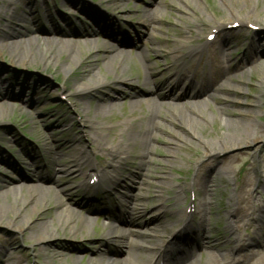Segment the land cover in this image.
I'll list each match as a JSON object with an SVG mask.
<instances>
[{"label": "bare ground", "instance_id": "bare-ground-1", "mask_svg": "<svg viewBox=\"0 0 264 264\" xmlns=\"http://www.w3.org/2000/svg\"><path fill=\"white\" fill-rule=\"evenodd\" d=\"M54 1L55 3L57 2L56 0ZM125 1L105 0L102 5H107L111 14H120L121 12L124 13L122 9ZM177 1L183 3L185 0ZM222 1L227 4L230 10L236 9V11L234 13L230 12V15L219 14L218 21H214L212 25L199 18V23L187 25L186 31L175 32V36L182 39L181 41L173 40L169 38V35L163 40L159 36L154 35L153 33L157 30L155 25L159 21L152 11H147L140 22L144 26L149 40L151 39L153 47L139 51V55L144 59V74L142 76L139 75L140 72L138 73L135 67L133 74L125 75L121 73L123 68L130 64V55L121 49L125 45L126 39L121 38L118 45H109L105 41L100 46V39L97 35L107 34L108 36L111 34L110 37L112 38L114 34L116 39V34L121 37L122 34L118 31L116 22L111 20L110 16L104 18L97 10V7L88 8L89 11L81 15L86 17L88 21H85L86 23L83 22L85 24L76 25V30H71V26L66 23L67 28L61 26V17L56 11L54 14L49 12V15L45 13L48 16L49 27L46 26V19L40 14L41 12H38L36 17L32 18H36V22H30L26 15L33 10L28 7L23 11L20 8H16V13L18 11L17 14L19 15H16V13L8 15L6 13L10 11V4H12L8 3L6 5L7 10L0 12V53L6 51L9 57L13 59L11 62L14 65H16L15 59L21 61V64H27L31 63L28 61L29 59L34 61L39 56L37 60H41L45 64H52L54 68L59 67L65 75L75 74L76 76L72 77L73 79H64L61 88L72 100L74 108L83 114L86 113L83 112L82 101L90 99V97L96 100L94 101L96 103L94 109L95 118L107 113L110 114L116 108L117 103L120 100H124L123 103L129 107L130 115L133 116L131 118L124 116V122L121 124L122 129L119 130L118 135L121 139L120 141L126 143L128 148H131V146L138 147V150L134 153L126 149L122 150V144L120 143L116 146L105 148L103 135H112L113 138L116 128L93 126L87 124L88 121L82 120L81 124L84 125L86 131L93 135L90 137V142H88L92 146L89 152L78 148L77 139H68L65 142L57 141L50 145L48 149L47 147L43 148L45 152L44 158L37 154L31 156L32 164L28 165V168H33L34 162H39V159L43 160L42 167L44 168V171L41 172L37 169L36 171L27 169L32 174L30 175L32 180H30L34 184H21L19 183L21 179L16 177L11 180H5L3 174H0V191L3 192L2 197L4 200L9 197L11 199L10 202H12L11 205H18L16 210L23 213L28 212L26 205L30 206L33 211L42 212L41 217L30 219L28 216L25 218L19 216L17 211H14L12 217L9 218L10 224L12 223L19 230L24 228V237L36 244V248L32 250L35 252L34 257H38V253L42 251L47 252L48 242L50 244L58 236V233H66L69 236H73L77 232L86 231L85 226L92 212L87 211L82 205L83 203L89 204V202L83 199L82 202H75L72 199V190L68 189L69 191L66 193L60 188L61 185L68 183L73 178V174L81 175L85 181L95 178L96 184L94 186H97L109 180L111 174L126 163L136 166L139 170L148 168L149 164L159 166L160 163H166L159 162V160L153 158V155H155L154 144L158 141V134L161 132L172 136L171 133L173 132L168 125H173L178 129H183L187 135L195 137L194 127L202 130L203 125L209 122L202 110L203 106L208 108L207 99L209 98L212 100L216 99L218 115L221 121L225 115L231 117L235 113L240 116L245 115L238 111L229 110L231 111L229 112L227 110L231 105L235 104L233 97L241 94L229 86L232 83H241L235 72L243 73L248 67H252L251 70L256 67L255 70L248 72L249 75L260 69L264 73V66L261 65L262 58L264 59V42L248 40L250 43L244 54L234 60L233 63H227V49L230 46H226L223 41L220 42L216 37L232 27L244 29L243 27L246 28L248 26L260 29L261 27L259 26L264 27V25L256 24L257 20L250 21L249 10L247 9L250 5H246L247 11L240 13L242 7L238 3L239 0ZM254 1L257 3L264 0ZM159 2L161 4L163 0H159ZM247 2L248 0H243V6L245 3L248 4ZM168 5L175 7L176 10L180 8L174 2H170ZM58 7H61L72 19L79 18L78 14L81 12L79 5L77 6L78 8H74V6L63 0V2H59ZM254 10L257 15H263L264 18V6L262 8L257 6ZM92 20L95 22L93 23L94 26L91 25ZM15 22L18 24L24 23V28L18 30L19 27ZM2 23L6 24L5 27L1 25ZM73 23L70 21L69 25ZM204 29L209 31L205 34L203 32ZM110 31L113 32L110 33ZM246 33L248 36L251 34L249 31ZM212 35L214 37L210 39L209 37ZM57 37L64 38V40L58 42V45L55 40ZM241 38L245 41L244 37ZM66 40H69V42ZM81 40H86V42ZM79 45L83 46L86 54L84 61L80 60L77 55ZM136 45L135 43V47H137ZM63 55L66 58L61 61V56ZM157 57H162L164 64L154 69L151 61L153 59L157 61ZM203 60L210 63V65H214V67H210V70H207V68L200 66ZM101 65L103 69L100 68ZM191 66L193 68L189 69ZM94 70L97 72L96 75L98 77L93 75ZM106 73H112L110 78ZM0 81H2L0 82V90L9 91V89L4 88L2 78ZM182 83L185 84L184 87H182ZM23 87L20 85L19 89H17L20 95L18 97L26 105H35L42 92L38 89L31 90L28 87ZM102 89L106 90L101 91ZM17 95L15 96L14 92L11 91L6 92L3 96L1 95L0 120L9 113L7 102L11 101V99H18ZM232 95L233 97H231ZM141 103L145 105L146 110L144 112L139 111L134 116L135 108ZM162 109L165 111H161ZM228 121L229 119H226L223 122L224 125H228L226 127H228L230 132L228 133L229 136L226 137L224 135L221 139L226 146L234 147L244 141H255L262 135L258 130L252 131L249 125ZM61 122L64 123V120H61ZM33 125L35 127L38 123L35 121ZM61 134L65 135V133ZM174 137H177V142L185 143V140H180L182 137L177 136V134H174ZM0 141L5 142V136H1ZM163 141L171 147V149L168 148L167 150V156L174 154L172 147H180L179 143H173L168 140ZM208 153L209 150H206L204 154ZM98 154H101V156ZM102 154L105 157H110V160H106ZM91 156L99 163L93 164L90 160ZM194 165H197L196 171L198 173L202 162L198 159ZM7 167L13 168L15 166L9 164ZM84 168H88V171H84ZM60 174L61 177L59 176ZM154 177V179H159L155 175ZM132 178L135 179L134 177ZM127 179L129 180V176ZM160 179L167 180V177L163 176ZM41 183H49V185L43 187ZM177 183L179 185L175 188V206L182 203L184 192L187 189L205 185L204 177L197 174L190 183H183L182 181ZM260 185L264 190V182L260 183ZM155 187L163 190L165 187L167 189L168 185L158 182ZM246 188L247 186L245 185L238 190V200L233 203L232 209L226 214L228 217L225 220L223 218V230L227 231L231 237L229 242L231 246L226 249V254L221 253V245L210 241L211 218L208 216L210 211L207 197L208 191H204V197L199 200L196 210L189 212L185 209L178 210V215L176 216L177 224L182 222V230L187 229V232L196 238L197 244L191 242L193 246L198 245L205 250H209V252H205L209 262L214 264H239L233 253L241 251L248 245L259 246L264 244V203L261 205L255 198L247 197ZM255 193L257 194L258 192ZM18 195L20 200L17 199ZM64 196L67 199L65 201L62 199ZM124 201H121L125 212L124 215L129 218L130 213L136 208L137 195L126 198ZM50 204L52 206H49ZM6 209L7 207L0 206V219L2 220L7 218ZM76 209L86 211V214L81 215ZM254 216H257L260 224L253 231L251 237L243 238L239 235L238 229L242 223H245L246 220H252ZM245 226L251 228V223H246ZM155 230L154 226L150 232L146 233L148 235L144 236L150 244L149 247H143L139 238V243H127L128 236L132 237L134 232L132 230V232L129 231L130 235L126 233L120 235L122 240L120 251L125 253L126 250L136 247L142 251L137 259H130V256L120 259L117 252L98 250L93 258L88 259L87 264H160L161 262L162 264H185L191 260L190 257L192 256L183 255L180 252L174 254L167 252L162 247V244L157 243V238L153 236ZM170 233L172 232L170 231ZM106 235L107 238H110L109 232ZM174 242V240H170L168 244ZM1 253L4 254L0 260L1 264L6 262L19 264L12 254L9 255L7 247L3 246ZM45 256L49 263L54 264L53 260L62 257V254L49 253L45 254ZM189 264H192V262ZM261 264H264V260H262Z\"/></svg>", "mask_w": 264, "mask_h": 264}, {"label": "rangeland", "instance_id": "rangeland-1", "mask_svg": "<svg viewBox=\"0 0 264 264\" xmlns=\"http://www.w3.org/2000/svg\"><path fill=\"white\" fill-rule=\"evenodd\" d=\"M56 1L55 3L54 0H0V12L7 10L6 5L8 3H12L10 4V11L6 13L8 15L16 13V8H20L23 11L28 7L33 10L26 15L30 22H36V18H32L36 17L38 12H41L40 14L46 19V26L49 27L48 16L45 13L49 15V12L54 14L56 11L61 17V26L67 28L70 21L74 22L73 24L75 25L85 24V21L88 20L81 15L86 14L89 11V7L95 6L104 18L110 16V19L116 22L119 30L124 29L123 31H125V39L127 41L121 49L130 55V64L124 67L121 73L125 75L133 74L135 67L141 76L144 74V59L139 55V51L153 47L151 39L149 40L145 28L140 22L147 11H152L159 21L155 25L157 30L153 34L159 36L162 40L169 35V38L177 41L182 39L176 37L175 32L186 31V26L199 23V18L212 25L214 21H218L219 14L230 15V12L234 13L236 11V9L230 10L222 0H185L183 3L177 0H163L161 4L159 0H126L122 9L124 13L111 14L107 5H102L105 0H65L74 8H78L77 6L79 5L81 11L78 14L79 18L72 19L61 7H58L59 2L61 3L63 0ZM170 2L178 5L180 7L179 10L169 6L168 3ZM238 3L242 7L240 13L248 9L250 21L257 20L256 24L264 25L263 15H257L254 10L257 6L262 8L264 1L256 3L254 0H248V4L245 3L244 6L243 0H239ZM246 5H250V7L247 8ZM17 13L16 15H19ZM16 24L19 27L18 30L24 28V23ZM1 25L5 27L6 24L2 23ZM259 27L261 28L246 26V28L243 27L244 29H237L232 27L217 35V40L223 41L226 46H230L227 49L229 54L226 57L227 63H233L234 60L244 54L250 43L248 40L264 42V27ZM246 30L251 33L250 36H248ZM208 31V29L203 30L205 34ZM241 37H244L245 41ZM106 41V44H115L110 40ZM135 43L137 47H135ZM101 44L104 43L100 40V46ZM79 49L77 55L80 60L84 61L86 54L83 46H80ZM37 57L39 59V56ZM65 58V55L61 56V61ZM157 58V61L154 59L151 61L154 69L164 64L162 57ZM37 59L34 61L29 59L28 61L31 63L27 64H21V61L15 59L16 65H14L11 62L13 59L9 57L6 51L0 53V79L2 78L4 81V88L14 92L15 96L19 93L17 89H19L20 85L24 86L23 88L38 89L42 92L35 105L29 106L23 103L18 97L20 96L19 94L17 95L18 99H11V101L7 102L9 113L0 120V137L5 136L6 138L5 142L0 141V174H3L5 180H11L16 177L21 179L19 182L21 184H34L31 181L30 175L32 174L30 171H36L37 169L41 172L44 171V168L42 167V159H39V162H34L33 168H28V165L32 164L31 156L37 154L44 158L45 152L43 148L47 147L48 149L50 145L57 141L65 142L68 139H77L78 148L89 152L92 146L88 142H90V137L93 135L86 131L84 125L81 124L82 120L88 121L87 124L93 126L116 128L113 138L112 135H103L105 148H110L120 143L122 144V150L126 149L133 153L138 150V147L135 146L128 148L126 143L120 141L121 139L118 135L119 130L122 129L121 124L124 122V116L126 118L133 116L130 115L129 107L123 103L124 100H120L110 114L107 113L95 118L94 109L96 103L94 101L96 100L90 97V99L82 101L81 105L83 112L86 114L78 112L74 108L68 94L62 91L61 88L64 79L70 80L76 75H65L59 67L54 68V65L42 63L41 60ZM261 65L264 66L263 58ZM200 66L207 68V70H210V67H214V65H210L205 60L201 61ZM100 68L103 69L102 65ZM192 68L193 66L189 69ZM251 68L248 67L243 73L235 72L241 83H232L229 86L241 94L234 97L233 95L231 96L235 104L231 105L227 110L238 111L245 115L240 116L237 113L232 114V117L225 115L221 121L218 115L216 99L212 100L209 98L207 99L208 108L202 107L203 113L209 122L203 125L202 130L194 127L195 137L187 135L183 129L168 125L173 132L171 133L173 137L160 132L158 141L154 144L155 155H153V158L159 160V162L166 163H160L159 166L149 164L148 168H142L141 170L130 163L119 167L111 175V179L117 181L120 185L113 186L115 189L108 195L109 200H111L108 204L111 213L107 216L102 215V213H95L97 214L96 216L89 218L85 226L86 231L77 232L73 236H69L66 233H58V236L50 244L48 242V251L38 253V257H34L35 252L32 251L36 248V244L24 237V228L19 230L12 223L10 224L9 218L12 217L14 211H17L19 216L24 218L28 216L30 219L41 217L42 212L33 211L28 205H26L28 212L18 211L16 210L18 205H11L12 202H10L11 199L9 197L4 200L2 197L3 192L0 191V206L7 207L6 212L8 214L5 220L0 219V260L4 255L1 253L3 246L7 247L9 255L12 254L19 264H51L45 256V254L49 253L62 254V257L53 260L54 264H87L88 259L93 258L98 250L117 252L120 259L128 258L129 256L130 259H137L142 251L136 247L126 250L125 253L120 251L122 241L120 235L122 233L130 235V232L134 231L132 237L128 236L127 243H139V238L143 247H149L150 244L144 236L146 237L148 235L146 233L150 232L155 226L156 230L153 236L157 238V243L165 241L170 231L175 232L182 227V222L178 224L176 222L178 210L187 209L191 201L194 203L193 210H196L199 200L204 197V191H208L207 197L210 208L208 216L211 218L210 241L221 245V253L226 254V249L231 246L229 243L231 237L227 231L223 230V218L225 220L228 217L226 214L232 209L233 203L238 200V190L246 185L247 197L255 198L261 205L264 203V190L260 185V183L264 182V73L260 69L249 75L248 72ZM55 69L57 70L56 72ZM255 69L256 67L253 70ZM96 73L94 70L93 75H96ZM106 74L107 76L109 75V78L112 75V73ZM104 90L106 89L101 91ZM9 91L0 90V98L1 95L3 96ZM145 110V105L141 103L135 108L134 116L139 111L144 112ZM161 111L165 110L162 109ZM226 119H229L228 122L249 125L252 131L258 130L262 135L255 141H244L234 147L226 146L224 141L221 140L224 135L227 137L229 136L228 133H230L228 127H226L228 125H224L223 122ZM61 120H64V123ZM35 121L38 125L34 127L33 122ZM61 133H65V135ZM174 134L182 137L180 140L184 139L185 143L182 141V143L177 142L178 139L174 137ZM163 140L179 143L180 147H172L174 154L167 156V150L168 148L171 149V147L166 145ZM205 149L209 150L206 155L204 154ZM98 155L101 156V154ZM102 156L105 157L103 154ZM105 159L109 161L110 157L107 156ZM198 159L202 162V165L197 173V165L194 164ZM2 160L6 162L7 166L13 164L15 167L5 166ZM90 160L93 164L98 162L93 156L90 157ZM84 171H88V168H84ZM45 172L47 174L46 170ZM196 174L204 177L205 185L187 189L184 192L182 203L175 206V188L179 185L177 182L190 183ZM146 175L148 176L146 177ZM154 175L159 179H154ZM59 176L61 177V174ZM72 176L73 178L68 183L61 185L60 188L66 193H68V189L72 190V199L78 201L80 199L77 191L79 190L80 194L83 195L85 182L79 174H73ZM128 176L129 180L127 179ZM163 176L167 177V180L160 179ZM158 182L168 185V188L166 189L165 187L162 190L155 187ZM48 185L49 183H41L43 187ZM255 192L258 193L256 194ZM135 195H137L136 208L130 213V217L126 218L121 201L125 202L126 198L134 197ZM65 196L62 197L64 201L68 199ZM17 199L20 200L19 195ZM49 206H52V204ZM76 211L84 215L82 211L78 209ZM114 215H117L122 222L116 224L110 220L113 224H107L106 222L109 221L108 217L111 216L113 218ZM258 220L257 216H254L252 220H246L245 223H242L238 229L239 235L243 238L251 237L253 231L260 224ZM246 223H251V228H247L245 226ZM108 232L110 233V238H107L106 234ZM181 237L186 238L184 235ZM206 251L209 252V250H205L200 246L197 247L192 264H214L207 260ZM233 256L239 264H261L262 260H264V244L259 246L248 245L241 251L233 253ZM11 263L6 262L4 264Z\"/></svg>", "mask_w": 264, "mask_h": 264}]
</instances>
